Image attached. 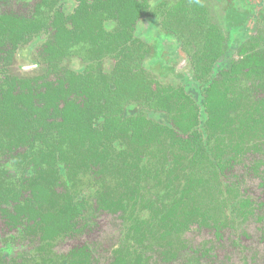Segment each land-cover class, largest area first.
<instances>
[{
  "label": "trees",
  "instance_id": "16d2710c",
  "mask_svg": "<svg viewBox=\"0 0 264 264\" xmlns=\"http://www.w3.org/2000/svg\"><path fill=\"white\" fill-rule=\"evenodd\" d=\"M142 1L68 0L66 13L58 0H42L35 18L0 0V261L97 264L95 242L56 248L94 231L102 214L121 223L105 248L109 264H218L226 232L255 220L264 233V36L228 63L213 29L202 36L197 66L214 75L198 76L189 91L162 86L143 75L141 45L124 51ZM98 26H120L113 114L140 94L149 119L120 122L98 101L81 106V89L92 96L96 85L75 68L78 46ZM36 37L43 71L12 74ZM250 175L260 179L257 199L247 193ZM197 229L214 238L193 248L185 236Z\"/></svg>",
  "mask_w": 264,
  "mask_h": 264
},
{
  "label": "flooded vegetation",
  "instance_id": "af4514ba",
  "mask_svg": "<svg viewBox=\"0 0 264 264\" xmlns=\"http://www.w3.org/2000/svg\"><path fill=\"white\" fill-rule=\"evenodd\" d=\"M14 1L15 9L38 18V5L42 0ZM67 1L58 0L62 6V11L69 13L72 7L66 5L65 2ZM215 2L217 8L210 5V1L207 0L142 1L143 17L139 26H135L133 31L129 30L126 36L128 46H124V51L126 53L134 52L141 45L140 50L144 55L143 67L145 69L143 75L146 79L152 78L162 86L183 87L186 91L193 90L198 85V76L211 77L210 75H214V67H211V71L208 72L203 68V70L199 69L197 66L201 46H204L203 43L200 45L204 34H212L213 29L216 34H220L223 42L222 58L227 55L231 57L228 59V63H231L233 58H238L245 47L256 44L257 39L264 36V34L253 33L258 27L261 15L264 17V0H215ZM42 9L46 12L45 7ZM214 12L217 13V16ZM227 26L231 27L229 35L225 33ZM119 27L98 26L97 29L86 30L87 32L80 40L75 68L82 72L83 76L92 77V80L88 79L86 82L92 81L96 85L91 88L92 91H95L92 96L85 92L82 93L84 88L81 89L79 98L82 101L81 106L86 109H93L92 105L95 101L99 102L100 109L103 107L105 111L112 114L113 108L118 109V102H114L117 99L115 86L117 73L114 71L115 64L111 55L119 52L114 37ZM37 38L40 41H37L33 55L38 61V49L43 40L41 37H36L33 40ZM93 40H98L100 44L94 47L92 45ZM132 41H137V44L133 46ZM99 50L102 52L98 54L97 51ZM124 53L122 52V55ZM17 57L15 60H18ZM22 57L21 59H26L24 52ZM90 63H93V69L87 71ZM38 66L36 71L28 69L23 71L22 64H19L20 74L17 76L41 73L43 69L42 71L39 70L42 66L40 63ZM153 66L171 70L175 74L182 75L184 80L182 82V80L165 79V77L152 72ZM219 73L220 71L217 72L216 76ZM140 101H143L140 99V94L136 95V98L126 96L122 112L113 114V116H120V122H126L142 115H147V119H149L152 114L147 108L146 102L144 105ZM155 121L166 124L164 119H155Z\"/></svg>",
  "mask_w": 264,
  "mask_h": 264
},
{
  "label": "rangeland",
  "instance_id": "374dc122",
  "mask_svg": "<svg viewBox=\"0 0 264 264\" xmlns=\"http://www.w3.org/2000/svg\"><path fill=\"white\" fill-rule=\"evenodd\" d=\"M207 1H210V5L216 7L215 0ZM216 12L218 13V11ZM216 12H214V14L217 16ZM230 31L231 27L227 26V28H225V33L229 35ZM253 33L258 35L264 34V17H262V15L258 23V27ZM19 64L22 63L18 60H15L11 68L12 74H20ZM39 71H42V67ZM152 72L157 73L168 80H182V82L184 80L182 75L175 74L173 71L168 69H161L159 66H153ZM242 173L243 171L239 172V174ZM259 181L260 179L256 176H246V186L248 188L247 193L254 199H257L260 192L258 185ZM117 217V215H99V224L94 231L83 235L77 240L68 239L60 242L56 249L59 252H65L76 244H82L86 241L95 242L100 250L99 254H101L100 260L97 264H109L104 258V252L105 248L109 247L119 237L121 223ZM244 226L246 227L240 228L238 230L235 229L233 232L236 234L226 232L225 238L218 241L220 243L216 245L219 254L217 258L218 264H245V262H248V264H264V233L261 231V225L256 223L255 220H250ZM213 238V232L207 231L205 229L193 230L185 236L188 244L193 248L199 247L204 242V240L211 241ZM233 240H235L238 245L234 244ZM9 261L10 260H6L5 257L4 260L0 261V264H8ZM181 261L182 259H179L174 264H181ZM203 264L209 263H207L206 260ZM211 264H214L213 260Z\"/></svg>",
  "mask_w": 264,
  "mask_h": 264
},
{
  "label": "water",
  "instance_id": "95a60500",
  "mask_svg": "<svg viewBox=\"0 0 264 264\" xmlns=\"http://www.w3.org/2000/svg\"><path fill=\"white\" fill-rule=\"evenodd\" d=\"M37 41H40L39 38L33 40L28 46L22 48L18 52L17 59L22 63V70L27 71L26 69L30 71H36L38 69V62L35 59L33 55L34 47L37 45ZM23 52L26 54V59H21ZM23 58V57H22Z\"/></svg>",
  "mask_w": 264,
  "mask_h": 264
}]
</instances>
